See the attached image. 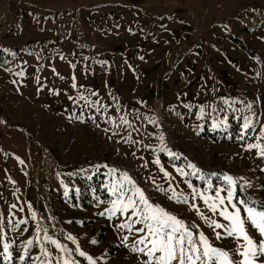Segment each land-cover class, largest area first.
Instances as JSON below:
<instances>
[{
  "label": "rangeland",
  "instance_id": "rangeland-1",
  "mask_svg": "<svg viewBox=\"0 0 264 264\" xmlns=\"http://www.w3.org/2000/svg\"><path fill=\"white\" fill-rule=\"evenodd\" d=\"M10 1L20 16L0 38V264H40L42 247L56 264L44 229L82 264L77 243L97 264H141L122 241L135 234L114 226L126 216L99 214L115 199L106 186L124 172L214 246L234 250V237L217 239L167 186L203 187L192 169L174 167L191 161L220 174L215 184L224 173L243 177L237 194L264 203V157L245 147L264 143V0ZM244 117L253 124L242 131ZM161 135L179 159L160 150Z\"/></svg>",
  "mask_w": 264,
  "mask_h": 264
},
{
  "label": "snow or ice",
  "instance_id": "snow-or-ice-1",
  "mask_svg": "<svg viewBox=\"0 0 264 264\" xmlns=\"http://www.w3.org/2000/svg\"><path fill=\"white\" fill-rule=\"evenodd\" d=\"M202 112L203 108L197 115H202ZM125 122L127 123V121ZM252 124V119L244 117L241 130L249 129ZM219 126L218 122L213 121L214 128ZM238 139L243 140L244 137L239 136ZM256 139L258 141L264 139V127H261ZM159 147L161 151L166 152L168 156L174 159H179L182 155L171 151L165 145L163 135L160 137ZM245 147L257 149V155L264 157V143H248ZM154 163L159 165V159L156 158ZM174 167L181 176L189 175L185 168L192 169V174L198 175L204 184L202 188H198L188 182V187L191 189L188 194L182 191L177 192L173 185L169 184L167 191L172 192L169 199H174L178 204L188 205L191 210L195 211L200 220L213 229L217 239L222 236L234 237L237 241L236 248L229 251L214 246L204 231L201 230L199 224L193 221L189 225L177 214L165 209L158 203L152 202L145 190L127 172H124L106 186L115 199L110 200V207L99 214H107L109 219L115 216L117 212L126 216V219L114 226L135 234L134 240L130 241L129 236L125 235L122 241L127 242L125 246L130 245L133 252L140 253L145 257L141 264H264V259H261L264 257V203L237 194V180L244 178H236L229 173H224L222 174V182L215 184L211 177L220 176V174H206L191 161H188L186 165H174ZM115 171V169H109L110 173ZM160 171L164 173L165 177L171 176L163 166H161ZM153 184L158 190L165 191L164 188L155 185V181ZM240 191H243V185L240 186ZM197 200L203 202L204 207L211 215H205ZM33 215L35 214L33 213ZM213 217L222 218L224 222L222 223L221 219H214ZM249 226L258 233L260 237L258 242L249 234ZM217 229L220 231H216ZM37 231L40 229L38 228ZM43 231L45 240H49L59 250L60 255L57 257L56 264H82L73 256L72 249H69L59 240L49 237L47 229ZM67 238L77 243L76 237L71 234ZM91 243H97L96 239L94 238ZM32 244L33 238H29L23 245L25 251L19 255V260H25L27 250ZM3 249L4 259L10 260L12 258L10 244L5 242ZM41 251L45 259L40 261V264H52L51 253L44 247ZM74 251L79 254V257L85 258L88 264H97L96 259L88 252L83 251L78 243ZM233 255L238 256L239 259H234Z\"/></svg>",
  "mask_w": 264,
  "mask_h": 264
},
{
  "label": "built area",
  "instance_id": "built-area-1",
  "mask_svg": "<svg viewBox=\"0 0 264 264\" xmlns=\"http://www.w3.org/2000/svg\"><path fill=\"white\" fill-rule=\"evenodd\" d=\"M16 7L10 0L0 1V37L1 32L4 26L12 21V19H16Z\"/></svg>",
  "mask_w": 264,
  "mask_h": 264
},
{
  "label": "bare ground",
  "instance_id": "bare-ground-1",
  "mask_svg": "<svg viewBox=\"0 0 264 264\" xmlns=\"http://www.w3.org/2000/svg\"><path fill=\"white\" fill-rule=\"evenodd\" d=\"M16 14H17V12H16ZM6 31H7V26H4L3 29H2L1 34L4 33V32H6Z\"/></svg>",
  "mask_w": 264,
  "mask_h": 264
}]
</instances>
